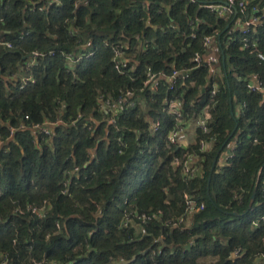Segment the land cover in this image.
<instances>
[{"label":"trees","instance_id":"obj_1","mask_svg":"<svg viewBox=\"0 0 264 264\" xmlns=\"http://www.w3.org/2000/svg\"><path fill=\"white\" fill-rule=\"evenodd\" d=\"M206 1L223 0H0V38L13 44H0L5 264H264V93L248 88L256 76L264 81L258 57L264 54V26L250 33L249 47L242 49L243 34L232 28L239 15L216 16L201 7ZM252 6H264V0H251ZM206 35L217 39L221 52L216 79L209 78L206 61L200 67L194 62L196 51L207 53ZM119 43L128 45L124 74L112 61ZM35 50L57 54L25 68L23 56ZM78 50L94 54L72 67L61 51ZM147 66L167 74L191 71L172 90L163 79L142 92ZM22 73L35 82L21 88ZM127 90L142 103L120 112L115 126L99 100ZM177 96L185 124L206 108L211 113L209 131L198 126L196 142L187 147L168 142L178 118L165 102ZM59 119L50 136L32 128ZM22 122L25 128H19ZM229 149L233 156L223 160ZM186 152L199 155L200 173L191 180L183 177ZM186 192L205 208L189 227L167 225L184 212ZM44 201L45 215L28 210ZM135 213L151 216L136 219L142 234L134 225L122 226Z\"/></svg>","mask_w":264,"mask_h":264},{"label":"built area","instance_id":"obj_2","mask_svg":"<svg viewBox=\"0 0 264 264\" xmlns=\"http://www.w3.org/2000/svg\"><path fill=\"white\" fill-rule=\"evenodd\" d=\"M55 2L58 0H46V3ZM192 3H196L197 0H190ZM46 4V5H47ZM251 4V0H223L218 2H202L201 7L204 9H207L211 13L215 14L216 16H233V15H239V17L236 20V25L239 27V31L243 34V45L241 46L242 49H247L249 47V35L252 31H255L259 26H264V6H252L251 10H249V6ZM46 5L42 4L38 6V9L40 11H44L46 9ZM190 25L194 31L196 27V23L193 19L190 21ZM193 36L195 37L196 34L193 33ZM24 37V33H21L20 38ZM215 37L213 35H206L203 40V45L205 49H208L212 42L214 41ZM0 44L5 45L7 48H12L13 44L10 41H6L4 38H0ZM128 45L127 43H119L114 46L113 48V57L112 61L114 64V67L116 70H118L120 73H126V66L127 62L129 61V55H128ZM62 55L66 58L67 62L70 66L74 67L78 62H80L82 59L86 57H90L94 54V51H82L78 50V52L74 51H61ZM32 56L27 58L26 67L28 69H31L38 65L40 58H44L47 55L54 56L57 54L56 50H52L50 52H43L40 50H35L32 53ZM258 57L261 60H264V54L262 52L258 53ZM204 61L207 62V64L213 68L217 64L220 65V57L219 56H212L208 60H206L205 55L202 54L201 51H196L194 54V62L196 63V67H200L204 64ZM191 71L190 68H182V69H173L170 74H167L165 71L155 72L152 67L147 66L146 67V78L144 80V87L141 89L143 92L145 88L151 87L153 89H156L159 87L161 81L163 79H167L170 81V90L175 88V85L177 84L178 80L187 77L188 73ZM22 78V84L21 88L25 86V83L27 81L35 82V79L32 76H28L26 73L21 74ZM248 88L252 92H263L264 93V81L259 77L256 76L253 78L252 81L248 82ZM217 94V85H213V88L211 90V97L214 98ZM142 100L139 98V95L137 96L135 91L127 90L122 95H120L117 98L112 97H105L101 96L99 100V106L100 110L104 112L107 115V120L114 124L116 126L118 114L122 111H124L128 107H137L141 105ZM166 109L176 114L178 118L177 125L169 132L168 134V142L170 144H176L182 135L186 131V124L183 121V102L179 98V96L175 98H171L169 100H166ZM246 106V105H244ZM29 116H26L28 118ZM211 118V113L206 108L203 111V115L201 118V121L199 123V127L204 131L208 132L209 128L207 125V122ZM62 123V120H56V121H45L40 123H34L32 128L34 132L37 135H46L50 136L53 132V129L55 126ZM26 124L25 122H22L20 124L19 128H25ZM160 127V121L153 123V131H157ZM16 129H11V135L15 133ZM120 144L122 147L126 146L125 141L122 139L120 140ZM206 149V143L205 141L200 142V150ZM120 152L122 153L123 150L121 149ZM233 156V153L231 150H228V153L226 154L225 158H230ZM199 160V155L197 152H186L184 154V163H183V177L185 180H191L195 177H197L200 173V169L197 166ZM180 159L175 160V165H180ZM69 182V179L66 181L65 185H67ZM66 192V190H64ZM184 200H185V208L184 212L180 217L174 220H168L167 225L172 227H189L192 223V219L195 213L203 210L205 208L204 202H199L189 192H186L184 194ZM48 208L47 202L44 201L42 206H34L30 205L28 207V210L32 213H36L40 216L45 215V211ZM16 212L19 211V208L15 210ZM21 211V210H20ZM135 217H131L130 215H126L125 218L122 221V226L127 227L130 225H134L135 227H139L137 220H148L151 219L150 215H147L146 213H135ZM264 219V216L262 217ZM253 224L255 226H260V221L257 219L253 221ZM137 229V228H136ZM138 232V231H137ZM140 232L142 233V230L140 229ZM139 233V232H138ZM165 236H162L164 238ZM262 259H264V255L261 256ZM7 260V254L4 252L0 253V264H5ZM44 261V260H43ZM43 261H38L36 264H42ZM46 264H58L57 262L50 261Z\"/></svg>","mask_w":264,"mask_h":264},{"label":"crops","instance_id":"obj_3","mask_svg":"<svg viewBox=\"0 0 264 264\" xmlns=\"http://www.w3.org/2000/svg\"><path fill=\"white\" fill-rule=\"evenodd\" d=\"M232 28H235L237 30H239V27L235 24L232 26ZM212 56H221V52L217 43V39H214V41L212 42L211 46L208 48L207 53L205 54V58L206 60H208L210 57ZM222 75V71H221V66H219L218 64L211 68V72H210V77H221ZM202 118V117H201ZM201 118H195L194 120L189 121L188 123H186V131L184 133H182V135L180 136L178 142L183 146V147H187L190 144H194L196 142V129L199 126V123L201 121ZM228 153V151L226 152V154ZM225 154V156H226ZM223 158V160H225L226 158Z\"/></svg>","mask_w":264,"mask_h":264},{"label":"water","instance_id":"obj_4","mask_svg":"<svg viewBox=\"0 0 264 264\" xmlns=\"http://www.w3.org/2000/svg\"><path fill=\"white\" fill-rule=\"evenodd\" d=\"M31 56H32L31 53H30V54H26V55L23 56V59H27V58H29V57H31ZM222 59H223V62H224V61H225V56H224V55H223V58H222ZM215 164H216V161L214 162V166H215ZM255 198H256V189H255V191H254L253 194H252L251 202H250V204H249V208L252 207ZM187 247H190V244H188Z\"/></svg>","mask_w":264,"mask_h":264},{"label":"rangeland","instance_id":"obj_5","mask_svg":"<svg viewBox=\"0 0 264 264\" xmlns=\"http://www.w3.org/2000/svg\"><path fill=\"white\" fill-rule=\"evenodd\" d=\"M215 79H216V78H215ZM136 228H137V231L139 232V234H142V233L140 232V228H141V227H136ZM138 232H137V233H138Z\"/></svg>","mask_w":264,"mask_h":264}]
</instances>
